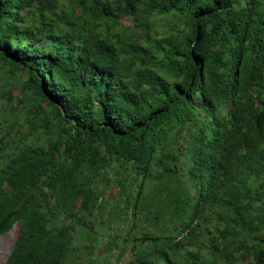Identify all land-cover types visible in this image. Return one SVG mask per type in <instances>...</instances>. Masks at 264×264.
<instances>
[{
	"label": "trees",
	"instance_id": "obj_1",
	"mask_svg": "<svg viewBox=\"0 0 264 264\" xmlns=\"http://www.w3.org/2000/svg\"><path fill=\"white\" fill-rule=\"evenodd\" d=\"M14 224L3 264H264V0H0Z\"/></svg>",
	"mask_w": 264,
	"mask_h": 264
},
{
	"label": "rangeland",
	"instance_id": "obj_2",
	"mask_svg": "<svg viewBox=\"0 0 264 264\" xmlns=\"http://www.w3.org/2000/svg\"><path fill=\"white\" fill-rule=\"evenodd\" d=\"M17 230L18 226L14 224L9 231L0 234V264H3L9 255L17 234ZM104 248V244L99 242L97 244V249H95V252H93V256L95 258L92 260H90V255L86 252V249H83L79 252V254L73 256L71 264H104V253L102 252ZM131 256L132 252L128 250L121 256L119 261L120 264L127 261L129 258H131Z\"/></svg>",
	"mask_w": 264,
	"mask_h": 264
}]
</instances>
